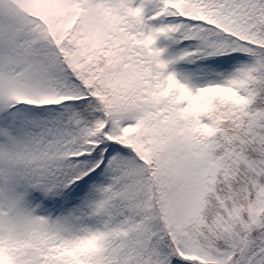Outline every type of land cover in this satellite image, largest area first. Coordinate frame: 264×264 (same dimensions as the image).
I'll return each mask as SVG.
<instances>
[{"label":"snow or ice","instance_id":"snow-or-ice-1","mask_svg":"<svg viewBox=\"0 0 264 264\" xmlns=\"http://www.w3.org/2000/svg\"><path fill=\"white\" fill-rule=\"evenodd\" d=\"M0 264H264V0H0Z\"/></svg>","mask_w":264,"mask_h":264}]
</instances>
